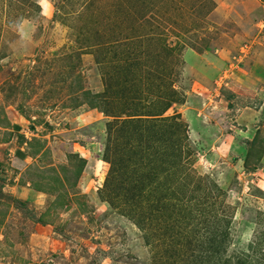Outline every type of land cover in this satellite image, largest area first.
I'll return each mask as SVG.
<instances>
[{
  "label": "rangeland",
  "instance_id": "1",
  "mask_svg": "<svg viewBox=\"0 0 264 264\" xmlns=\"http://www.w3.org/2000/svg\"><path fill=\"white\" fill-rule=\"evenodd\" d=\"M9 107L0 264H264V0H0Z\"/></svg>",
  "mask_w": 264,
  "mask_h": 264
},
{
  "label": "crops",
  "instance_id": "2",
  "mask_svg": "<svg viewBox=\"0 0 264 264\" xmlns=\"http://www.w3.org/2000/svg\"><path fill=\"white\" fill-rule=\"evenodd\" d=\"M206 68L209 71L213 69L210 65ZM188 101V104L186 103L185 106L193 103V100L190 98H188ZM188 112L189 114L191 113L190 111ZM32 128L33 126L30 125L21 113L13 108L9 107L3 112L0 110V170L2 169L4 172L14 174L18 185L23 182V173L32 165L31 163L36 161V159H30L31 155L26 152L30 143L29 141L33 139L32 137H35ZM17 190L21 194L23 191L26 192L27 189L20 187L13 188V192H17Z\"/></svg>",
  "mask_w": 264,
  "mask_h": 264
}]
</instances>
